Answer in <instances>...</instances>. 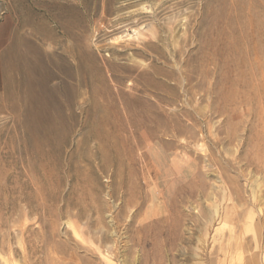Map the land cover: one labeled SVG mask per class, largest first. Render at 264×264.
<instances>
[{"label":"rangeland","instance_id":"1","mask_svg":"<svg viewBox=\"0 0 264 264\" xmlns=\"http://www.w3.org/2000/svg\"><path fill=\"white\" fill-rule=\"evenodd\" d=\"M0 82V264H264V0H0Z\"/></svg>","mask_w":264,"mask_h":264},{"label":"bare ground","instance_id":"2","mask_svg":"<svg viewBox=\"0 0 264 264\" xmlns=\"http://www.w3.org/2000/svg\"><path fill=\"white\" fill-rule=\"evenodd\" d=\"M3 58H4V68L7 71H13L14 72L13 73L14 76L11 75L12 73L11 74L6 73V74H9L11 76V77H9V76L7 77L6 84L8 82L10 83V81H11V83H14V85L19 89V91H18V89H16L18 91V94H16L17 98L12 97V96H15L12 94H11L12 95L11 97L14 99V101L16 99L17 100L20 99L25 104V107L27 106L26 107L25 121H26L27 126L30 128L29 130H31V132H33V135H40L39 137H41L44 140L51 139V137L55 133L54 122L52 120H49L47 122H45V121L40 122L39 120L36 121V118H38V115H35V114H37V113L33 112L31 107H28L30 103L32 104L34 102V99H35L34 94L37 93L36 92V83H35V71L37 69V66H36L37 64L34 65L35 64L34 61L31 63L29 61L30 59L27 60L26 56L17 50L15 43L11 44L7 48V50L3 54ZM3 71L5 72V70H3ZM11 85H9V86L11 87ZM4 86H5V84H4ZM15 86H14V88H15ZM40 102L42 103V100ZM33 137L35 138V136H33Z\"/></svg>","mask_w":264,"mask_h":264}]
</instances>
